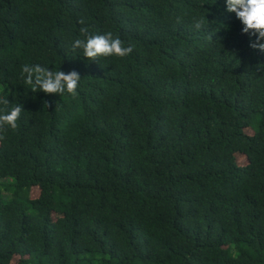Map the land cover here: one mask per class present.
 Segmentation results:
<instances>
[{
    "label": "trees",
    "instance_id": "1",
    "mask_svg": "<svg viewBox=\"0 0 264 264\" xmlns=\"http://www.w3.org/2000/svg\"><path fill=\"white\" fill-rule=\"evenodd\" d=\"M82 27L134 51L89 61ZM242 28L225 0H0V95L24 107L0 129V264H264V52ZM25 64L78 94L32 92Z\"/></svg>",
    "mask_w": 264,
    "mask_h": 264
},
{
    "label": "clouds",
    "instance_id": "2",
    "mask_svg": "<svg viewBox=\"0 0 264 264\" xmlns=\"http://www.w3.org/2000/svg\"><path fill=\"white\" fill-rule=\"evenodd\" d=\"M226 11L234 13L241 21L244 34L255 37L250 47L254 50L264 52V0H225ZM206 17L196 20L195 27L201 29L205 27ZM83 23V22H81ZM72 50H82L83 57L89 61H96L100 57H120L129 56L134 47L125 44L121 38L114 36L111 32L103 34L90 33L88 28H81V38L72 42ZM22 79L32 92H43L48 95L63 96L65 93L72 96L78 94L81 83V76L76 71L65 73L59 70H50L49 67L41 64L28 65L22 67ZM0 129L10 128L15 130L18 121L24 112L21 103L11 106L7 96L0 95Z\"/></svg>",
    "mask_w": 264,
    "mask_h": 264
},
{
    "label": "rangeland",
    "instance_id": "3",
    "mask_svg": "<svg viewBox=\"0 0 264 264\" xmlns=\"http://www.w3.org/2000/svg\"><path fill=\"white\" fill-rule=\"evenodd\" d=\"M13 182H14V179H12V178H6V179L0 180V197L2 200L8 201V199L10 198L11 191L10 192L7 191L8 185H6V184H11Z\"/></svg>",
    "mask_w": 264,
    "mask_h": 264
}]
</instances>
